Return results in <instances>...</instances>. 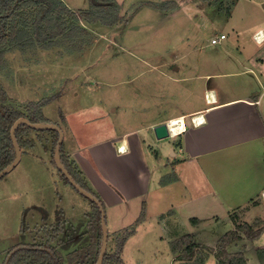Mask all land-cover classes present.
<instances>
[{"label": "crops", "instance_id": "1", "mask_svg": "<svg viewBox=\"0 0 264 264\" xmlns=\"http://www.w3.org/2000/svg\"><path fill=\"white\" fill-rule=\"evenodd\" d=\"M64 1L75 11L87 7L80 0ZM117 1L124 15L123 3ZM147 2L145 5L153 1ZM249 30L252 41L247 43L214 47L228 38L225 33L220 42H211V57L185 54L153 61V71L170 83L166 96L148 90L147 104L141 111L138 102L131 99L134 94L129 95V103L113 108L105 94L98 92V96L87 88V102L82 92L72 96V105L58 112L56 124L64 130L65 154L103 201L109 230L119 232L145 213L136 233L124 245L126 264H141L148 249L153 254L171 253L174 264L182 263L175 259L178 253L172 250L173 241L191 235L198 245L214 249L232 230H237L239 237L227 246V252L243 253L244 264H264L257 251L264 249V24ZM258 32L262 42L255 37ZM235 48L237 51L230 50ZM194 49L203 50L200 45ZM71 73H67L69 80ZM96 76L83 67L77 79L101 80ZM176 92L179 105L171 109L169 101ZM89 99L93 100L90 104ZM197 115L200 119L194 122ZM146 116L145 122H135ZM174 119H181L185 131L157 138L155 126ZM33 135L38 138L39 134ZM49 154L41 143H33L23 149L16 167L26 156L49 172H57L51 167ZM57 184L63 183L57 179ZM83 202L89 206V200ZM67 209L62 207L60 213L72 220L73 213ZM207 225L221 231L207 230ZM243 225L253 228L248 233L239 227ZM140 231L146 232L143 239L138 238ZM207 233L218 236L213 242L204 241ZM126 254L135 259L129 261ZM204 264H220L215 252Z\"/></svg>", "mask_w": 264, "mask_h": 264}, {"label": "rangeland", "instance_id": "2", "mask_svg": "<svg viewBox=\"0 0 264 264\" xmlns=\"http://www.w3.org/2000/svg\"><path fill=\"white\" fill-rule=\"evenodd\" d=\"M67 1L72 3V0ZM121 1L125 20L113 27L102 24L92 26L94 42L82 51H70V45L66 44L59 50H40L38 54L33 51L10 53L5 72L8 69L12 72H3L0 78L15 104L23 107L31 100L55 97L44 107V115L56 123L60 118V109L73 104L72 96L83 92L87 102L88 91L84 89L88 88L96 91L98 96L99 93L105 94L107 104L113 108L129 103V95L134 94L131 99L138 102L137 109L141 111L147 104L148 90L155 94L161 92L166 96L170 83L166 76L153 71V61L160 62L162 58L177 59L185 54L192 58L211 57L214 55V47L234 45L237 41H252L249 28L264 24V0H218L213 5L206 0ZM147 1L161 4L173 1L177 8L172 7L173 5L168 10L153 8L145 5ZM85 2L89 7V0H80L79 3L83 5ZM222 33L228 38L221 45L211 46L212 39L220 37ZM198 45L203 50L196 51L194 48ZM230 50L237 51L236 48ZM64 53L70 54L64 56ZM234 53L237 55L238 52ZM83 67H87L90 75L95 78L99 75L101 80L77 79ZM68 72H72V80H69ZM173 89L176 90L175 86ZM178 100L179 93L176 92L175 97L169 101L171 109L177 108ZM92 102L89 99L88 103ZM143 120L145 122L148 117L135 122ZM49 136L51 139L45 141ZM28 138L32 140V144L41 143L44 146L46 152L50 153L51 167L56 169L53 161V135H38L40 140L35 135ZM27 147L32 145L25 148ZM57 179L63 184H57ZM64 182L58 170L49 172L43 164L33 163L26 156L21 165L0 179V264L4 263L8 253L16 245L44 241L46 237L43 227L47 226L46 223L53 224L59 215L68 218V215L61 214L62 207L68 208L70 214L72 211V220H85V217L81 219V214L91 211L92 206L83 201L89 199L71 184L65 188ZM206 229L221 231L213 225H207ZM112 230H109V251L117 249L121 233H113ZM216 233H207L204 241H215L218 236ZM145 235V231H140L138 238L143 239ZM126 257L129 261L135 259L129 258L128 254ZM173 260L171 253L153 254L148 249L141 264H174Z\"/></svg>", "mask_w": 264, "mask_h": 264}, {"label": "trees", "instance_id": "3", "mask_svg": "<svg viewBox=\"0 0 264 264\" xmlns=\"http://www.w3.org/2000/svg\"><path fill=\"white\" fill-rule=\"evenodd\" d=\"M206 1L211 5L218 3V0ZM148 5L162 10H168L171 5L176 7L173 1L163 4L149 2ZM124 20L117 0H89V7L78 11L70 8L63 0H0V74L7 69L9 65L7 56L12 52L33 51L38 54L40 50H50L57 46L62 48L66 44L70 45V51H82L85 47L92 46L94 42L92 26L102 24L113 27ZM11 72L12 70L8 69L5 73ZM52 100L53 98L48 96L28 101L23 107L18 106L9 97L0 78V172L16 158L11 136L15 121L20 117H26L33 123L51 122L44 115V107ZM45 133L53 135L54 159L59 139V132L55 129L38 130L28 124H21L16 132L21 150L33 145L28 136ZM61 154L64 165L76 182L100 199L88 185L78 166L68 160L64 142ZM53 161L55 163V160ZM57 170L65 182L71 184L58 167ZM100 201L105 208L103 201L101 199ZM89 202L92 209L85 214V220L74 221L59 215L53 224L43 227L46 237L44 241L22 242L16 245L8 253L3 264H96L103 241L102 212L95 201L89 199ZM144 219L143 211L132 225L120 231L117 249L109 251L108 247L102 264H126L122 258L124 245L136 233L138 225ZM197 221L192 219V222ZM239 227L246 229L248 233L253 228L248 225ZM238 237L237 230L229 231L220 238L214 249L198 245L191 235H184L171 245L172 250L178 253L176 261L182 262L181 264H204L212 252H215L220 264H244L246 258L243 253L229 254L226 250ZM257 251L263 261L264 249L258 248Z\"/></svg>", "mask_w": 264, "mask_h": 264}, {"label": "water", "instance_id": "4", "mask_svg": "<svg viewBox=\"0 0 264 264\" xmlns=\"http://www.w3.org/2000/svg\"><path fill=\"white\" fill-rule=\"evenodd\" d=\"M23 123L28 124L36 129H55L59 132V139H58V142L55 148V153H54V160H55V163L58 169H60L67 176V178L69 179L73 187H75L84 196L95 201V203L98 204L102 212L103 241H102V246H101V252H100L98 261L96 263V264H102L105 258V254L108 250V241H109V229H108V224H107V219H106V211L100 199L93 193L86 190L80 184H78L76 180L70 174L69 170L64 165L63 160H62L61 147H62V143L64 142L65 134H64V130L62 129L60 125L56 123H52V122L33 123L26 117H20L19 119H17L11 129V136H12V140H13L15 150H16V158L11 165H9L6 169L0 172V179L4 175L10 173L17 166V164L19 163L21 159L22 150L18 143L16 132H17V128ZM154 130H155L157 138L159 139L167 138L171 135L168 123L166 122L155 126Z\"/></svg>", "mask_w": 264, "mask_h": 264}, {"label": "built area", "instance_id": "5", "mask_svg": "<svg viewBox=\"0 0 264 264\" xmlns=\"http://www.w3.org/2000/svg\"><path fill=\"white\" fill-rule=\"evenodd\" d=\"M259 33H260V32L256 33V35H255V37H256L257 40H259V37H258ZM224 38H226V35H225V34H221L220 37H218V38H213V39H212V43L216 44V43L220 42L221 39H224ZM259 41H260V40H259ZM198 118H200L199 115L194 116L192 119H193L194 122H196L195 120H197ZM168 126H169V130H170V132H171V123H168ZM185 129H186V126H185V124H184V126L181 128V130L179 129L178 132H177L176 134H179L180 132L185 131ZM171 134H172V135H175V134H173L172 132H171Z\"/></svg>", "mask_w": 264, "mask_h": 264}, {"label": "bare ground", "instance_id": "6", "mask_svg": "<svg viewBox=\"0 0 264 264\" xmlns=\"http://www.w3.org/2000/svg\"><path fill=\"white\" fill-rule=\"evenodd\" d=\"M264 39V38H263ZM263 39H260V42L263 41ZM200 119V118H199ZM202 120V119H201ZM171 123V132L173 134H176L178 132V130L181 128L182 123H181V119H174L172 120Z\"/></svg>", "mask_w": 264, "mask_h": 264}]
</instances>
